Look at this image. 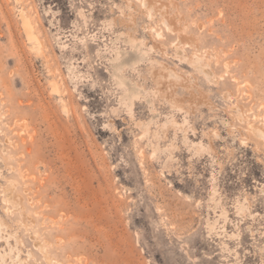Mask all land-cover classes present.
Wrapping results in <instances>:
<instances>
[{
    "label": "rangeland",
    "instance_id": "1",
    "mask_svg": "<svg viewBox=\"0 0 264 264\" xmlns=\"http://www.w3.org/2000/svg\"><path fill=\"white\" fill-rule=\"evenodd\" d=\"M0 264H264V0H0Z\"/></svg>",
    "mask_w": 264,
    "mask_h": 264
},
{
    "label": "bare ground",
    "instance_id": "2",
    "mask_svg": "<svg viewBox=\"0 0 264 264\" xmlns=\"http://www.w3.org/2000/svg\"><path fill=\"white\" fill-rule=\"evenodd\" d=\"M23 21H24L23 23H25V25H26V21L24 20V18H23ZM27 150H28V149H27Z\"/></svg>",
    "mask_w": 264,
    "mask_h": 264
}]
</instances>
